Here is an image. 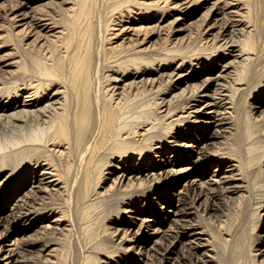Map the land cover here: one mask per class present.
<instances>
[{
	"label": "bare ground",
	"instance_id": "1",
	"mask_svg": "<svg viewBox=\"0 0 264 264\" xmlns=\"http://www.w3.org/2000/svg\"><path fill=\"white\" fill-rule=\"evenodd\" d=\"M262 230L264 0H0V264H264Z\"/></svg>",
	"mask_w": 264,
	"mask_h": 264
},
{
	"label": "rangeland",
	"instance_id": "2",
	"mask_svg": "<svg viewBox=\"0 0 264 264\" xmlns=\"http://www.w3.org/2000/svg\"><path fill=\"white\" fill-rule=\"evenodd\" d=\"M207 7H208V5H207ZM204 12H205V10L202 11V13H204ZM202 13H201V14H202ZM199 23H200V22H199ZM187 34H188V32H185L183 35H187ZM1 204H4V201H2ZM261 233H262V235H264V234H263V230L261 231ZM28 235H29V234H28ZM13 237H15V235H14V236H11V238H9V239H5V240L3 241V243H8V242L10 243V240L13 239ZM8 240H9V241H8ZM262 249H263V247H262ZM263 250H264V249H263ZM263 256H264V255H263ZM263 259H264V257H262V259H261L260 261H262Z\"/></svg>",
	"mask_w": 264,
	"mask_h": 264
}]
</instances>
